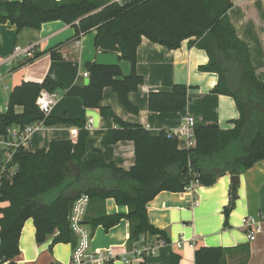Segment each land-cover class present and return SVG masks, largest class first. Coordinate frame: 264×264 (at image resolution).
<instances>
[{
    "label": "trees",
    "instance_id": "16d2710c",
    "mask_svg": "<svg viewBox=\"0 0 264 264\" xmlns=\"http://www.w3.org/2000/svg\"><path fill=\"white\" fill-rule=\"evenodd\" d=\"M230 0H17L0 2V23L14 25L17 30L39 29L49 21H60L74 28V38L95 31L94 47L116 51L129 64L124 75L118 64L96 63L84 86H72L64 95L80 100L85 108L99 110L110 117L117 127L106 134V144L132 141L135 162L129 170L107 162L101 153L94 160L83 159L88 131L85 122L66 117H43L36 99L42 90L56 92L58 83L47 76L42 82H22L13 88L7 109L0 112V135L9 128H23L36 121L46 127L70 124L77 127L76 140L53 141L48 149L17 152L14 162L17 173L0 180V262L16 264L19 255V235L31 219L38 243L54 234V244L78 246V236L71 228L69 217L75 202L88 198V211L83 225L91 230L102 227L108 231L125 219L130 223L129 242L134 244L142 235L168 241L147 217L146 206L161 192L180 193L196 180L199 185L212 186L225 174L237 175L255 162L264 159V83L254 73L249 50L227 17ZM147 38L168 50H177L187 41L190 48L206 53L208 61L199 66L200 72L215 73L212 92L231 97L239 118L233 126L223 129L217 124L200 125L194 129L195 147L179 149L175 138L166 131L152 135L139 124L120 120L111 110L100 104L103 90L110 88L127 112L137 108L129 101L131 92L143 83L137 73L136 49ZM53 59H60L55 49L49 51ZM38 52L21 65L38 58ZM188 88L174 86L171 91H150L147 95L149 111L180 113L188 105ZM17 106L22 113L15 112ZM187 168V170H185ZM223 208L224 226L236 198ZM112 199L129 208L127 214H107L104 204ZM86 208V209H87ZM221 247H200L194 264H221ZM173 254L167 264H178ZM112 264V263H109ZM139 264H145L141 262Z\"/></svg>",
    "mask_w": 264,
    "mask_h": 264
},
{
    "label": "crops",
    "instance_id": "0c3cea01",
    "mask_svg": "<svg viewBox=\"0 0 264 264\" xmlns=\"http://www.w3.org/2000/svg\"><path fill=\"white\" fill-rule=\"evenodd\" d=\"M17 1V0H0ZM60 1V0H57ZM118 1V0H113ZM231 8L227 17L238 38L249 50V59L256 78L264 83V0H230ZM95 31L74 38V28L60 21H49L39 29L17 28L9 23H0V112L7 109L8 98L15 86L22 82H42L48 75L59 85L57 99L49 113L50 117H66L87 123L92 121L88 131L86 150L83 159L94 160L98 153L103 158L124 170H129L135 162L133 142L123 140L115 145L106 144V134L117 124L99 110L85 108L79 99L64 95L72 86H84L89 82L93 64H118L122 73L128 75L129 64L119 58L116 51L98 50L94 47ZM33 48L38 58L20 66L23 57H13L14 47ZM55 49L61 57L56 60L50 56ZM137 73L143 83L137 91L131 92L129 101L137 108L136 113L127 112L119 103L110 88L103 90L100 104L107 107L120 120L129 124H139L152 135L160 132H175L180 127L182 117L188 115L195 119L196 126L217 124L223 129L233 126L239 118L234 100L231 97L212 92L216 85L215 73L200 72L198 67L205 65L208 57L197 48H190L187 41L177 50H168L154 44L147 38L136 49ZM88 72V76L84 73ZM188 88L189 102L180 113H153L148 109L147 95L150 91H171L174 86ZM17 106L15 112L22 113ZM48 116V117H49ZM77 127L70 124H57L43 127L31 137L28 151L48 149L53 141L72 140L75 142ZM232 174L219 177L212 186L198 185L192 191L180 193L161 192L146 206L149 222L164 233L168 243L156 249L154 255L145 261L136 260L132 264H167L173 254L179 256L178 264H194L195 252L200 247H221L224 250L221 264H264V233L248 241L242 220L248 216L264 218V159L255 162L247 170H238L239 185L235 192V204L230 212L228 226H224L223 208L230 203ZM107 214H127L129 208L106 199ZM195 203H198L195 206ZM7 206L5 202L0 207ZM91 214L86 209L85 216ZM90 235L88 251L98 253L114 251L117 259L112 264H124L122 257L137 244H130V223L123 219L108 231L102 227L91 230L83 225ZM19 255L16 264H74L69 244L51 242L54 234L44 242L38 243L35 227L31 219L26 220L19 235ZM156 237H149L155 240ZM184 240L181 248L175 243ZM189 244H193L190 247ZM2 264H8L4 262ZM88 264V263H84Z\"/></svg>",
    "mask_w": 264,
    "mask_h": 264
},
{
    "label": "built area",
    "instance_id": "2783aa9c",
    "mask_svg": "<svg viewBox=\"0 0 264 264\" xmlns=\"http://www.w3.org/2000/svg\"><path fill=\"white\" fill-rule=\"evenodd\" d=\"M118 0L116 2H120ZM33 55V48L21 49L20 47H14L12 52L13 57H23L29 59ZM88 72L84 73V76H88ZM57 95L55 92H47L42 90L36 99V106H38L43 117H48L54 104L56 103ZM92 121L87 120L85 129L91 128ZM45 127L44 122L36 121L31 125H27L23 128H9L6 131L5 136L0 135V180L2 177H12L17 172V165L14 162L15 155L19 151L28 150L33 134ZM196 127L195 119L191 116L182 117L180 127L175 132H167L168 137L175 138L178 143V148L181 149H193L195 147V134L194 129ZM199 183L196 180L190 182L184 188V191H192L197 187ZM88 198L86 195L80 197L74 204L69 220L71 221V228L78 236V246L73 250L71 263L74 264H109L113 263L117 259L114 251L107 250L98 253H91L88 251L90 235L83 227L84 215L87 208ZM198 203H195L197 206ZM242 227L246 231V237L248 241L256 239L257 235L264 233V218L254 219L248 216L242 220ZM164 239L149 240V236L142 235L139 238L137 244L129 250L127 256L122 257L124 264H132L136 260L145 261L147 258L155 254L159 247L166 246ZM184 244V240L180 239L175 243L176 248H181ZM193 247V244H189ZM1 264V262H0Z\"/></svg>",
    "mask_w": 264,
    "mask_h": 264
},
{
    "label": "water",
    "instance_id": "95a60500",
    "mask_svg": "<svg viewBox=\"0 0 264 264\" xmlns=\"http://www.w3.org/2000/svg\"><path fill=\"white\" fill-rule=\"evenodd\" d=\"M185 170H187V168H185ZM230 182H231L230 196L232 198H234L235 197L236 189H237V187L239 185L238 176L237 175H232L231 178H230Z\"/></svg>",
    "mask_w": 264,
    "mask_h": 264
}]
</instances>
